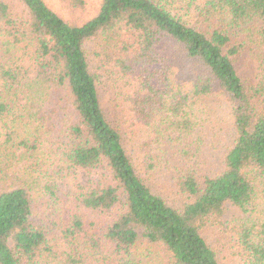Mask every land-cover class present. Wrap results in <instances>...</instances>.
<instances>
[{"label":"trees","instance_id":"trees-1","mask_svg":"<svg viewBox=\"0 0 264 264\" xmlns=\"http://www.w3.org/2000/svg\"><path fill=\"white\" fill-rule=\"evenodd\" d=\"M214 229L264 264V0H0V264H225Z\"/></svg>","mask_w":264,"mask_h":264},{"label":"rangeland","instance_id":"rangeland-1","mask_svg":"<svg viewBox=\"0 0 264 264\" xmlns=\"http://www.w3.org/2000/svg\"><path fill=\"white\" fill-rule=\"evenodd\" d=\"M46 1L55 10H57L64 17H66V19L70 21L76 20L78 22L88 21L94 18L97 15V12L102 2V0H84V5L78 6L74 4V2H71V0H46ZM102 42L103 41L101 40L99 41V43H93L92 50L94 51L102 50L103 49V46L101 44ZM242 216L243 215L238 208L229 205L226 207L224 220L225 222L229 223L230 221H233L237 218H241ZM212 232L216 234L212 240V243L214 245L213 247L219 251H223L221 256L223 257V260L225 258L224 260L225 264H239L236 256H234L233 252L230 250V246L232 245L229 244L231 235L223 234L219 231V229L218 230L214 229L212 230ZM220 236L224 238L223 242H221Z\"/></svg>","mask_w":264,"mask_h":264}]
</instances>
